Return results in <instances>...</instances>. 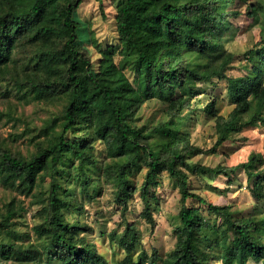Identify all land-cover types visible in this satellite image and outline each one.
Listing matches in <instances>:
<instances>
[{
  "label": "trees",
  "instance_id": "16d2710c",
  "mask_svg": "<svg viewBox=\"0 0 264 264\" xmlns=\"http://www.w3.org/2000/svg\"><path fill=\"white\" fill-rule=\"evenodd\" d=\"M235 1L122 0L114 15L117 44L104 48L76 17L83 0H0V81L15 99L0 110V121H25L30 104L55 108L38 131L26 124L8 138L0 134V187L7 194L0 264H109L86 237L85 204L110 185L126 220L138 192L139 217L154 228V189L163 172L177 180L182 206L174 247L161 264H264L263 155L232 167L190 161L204 151L191 141V128L206 83L223 93L203 107L216 136L213 151L246 127H264V0L244 13L231 7ZM241 17L258 39L236 65L228 45ZM221 101L231 105L225 114ZM150 103L160 114L152 125L141 122ZM20 138L28 141L25 151ZM241 168L252 198L247 207L210 203L189 188L190 174L230 176ZM143 169L136 185L132 176ZM189 198L206 209L186 206ZM33 207L31 229L23 231L22 212ZM110 237L125 252L119 264L159 260L144 250L131 258L141 244L135 223L125 221Z\"/></svg>",
  "mask_w": 264,
  "mask_h": 264
},
{
  "label": "rangeland",
  "instance_id": "374dc122",
  "mask_svg": "<svg viewBox=\"0 0 264 264\" xmlns=\"http://www.w3.org/2000/svg\"><path fill=\"white\" fill-rule=\"evenodd\" d=\"M122 0H83L78 10L76 17L87 23L92 28L97 41L104 48L109 45L117 44V33L114 22L115 8ZM254 0H236L231 7L244 13L246 6ZM235 26H238L236 36L228 47L236 54L235 64L241 65L240 59H243L245 52L251 48L254 41L258 39V30L246 31L244 17L233 20ZM83 31L82 34H85ZM96 56L97 54L94 53ZM118 57V56H117ZM233 73L238 72L233 70ZM223 87V83H221ZM204 94L198 98L199 109L197 111L198 123L191 128V141L194 145L203 149V153L191 157V162H198L202 165L214 167L222 165L224 167H232L245 162L253 153H259L264 157V127H246L241 132L232 136L233 142L228 141L216 150H212L216 136L213 131V124L209 118L203 114L204 104L209 100L211 94H219V99H222V90H215L212 84L206 83ZM8 94V96H7ZM7 100L14 101V95L7 92V83L0 81V110L7 106ZM223 114L231 109V105L227 101H221L218 104ZM21 111L20 108H18ZM53 106H34L27 105L23 111V122H11L6 118L0 121V134L8 138L11 133L16 131L22 132L26 128V124L38 131L39 126L54 110ZM156 104L150 103L142 111L141 122L146 123V119H151L149 124L152 125L160 114L156 113ZM28 132V131H27ZM19 147L25 151V146L28 145L26 138L18 140ZM144 169L136 172L132 178L136 185L143 181ZM158 186L154 189L155 195L159 203V211L156 215V226L151 228L139 214L142 210V205L138 197V192L129 200L128 212L126 220L120 212V207L115 202L110 194V185L104 184L101 192L91 203L85 204V209L88 213L86 222L90 225V230L86 234L89 241L95 243L99 252L105 257L109 264H119L125 258V252L117 245L114 239H111L112 232H121L125 226V221L135 223L140 235L141 244L138 245L131 254L134 260L137 254L144 250L151 255L157 253L160 257L156 264H161V259L174 247L173 229L177 224L176 215L182 206L181 195L177 180L170 177L166 172H163L158 177ZM247 175L242 168L237 170L235 174L224 176L221 174L208 175H189V188L193 193H196L206 199L210 203L223 205L230 203L233 206L244 208L252 205L246 188ZM7 194L0 187V207L6 202ZM24 202H28L27 198ZM186 206H196L206 209L205 205L200 204L197 200L187 199ZM261 210H264V201L258 205ZM37 207L32 210L22 212V218L26 221L27 228L21 226V230L29 231L33 224L32 215ZM206 213V211H205ZM215 218V217H213ZM220 223V218H216ZM215 264V263H213ZM248 264H255L251 261Z\"/></svg>",
  "mask_w": 264,
  "mask_h": 264
}]
</instances>
